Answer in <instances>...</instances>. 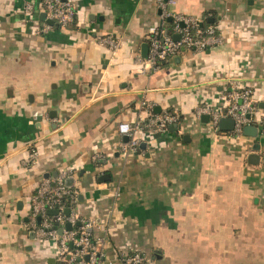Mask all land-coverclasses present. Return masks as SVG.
<instances>
[{"label": "crops", "instance_id": "crops-1", "mask_svg": "<svg viewBox=\"0 0 264 264\" xmlns=\"http://www.w3.org/2000/svg\"><path fill=\"white\" fill-rule=\"evenodd\" d=\"M74 1L75 21L41 34L42 11L28 21L25 0H0V264H64L28 226L32 196L63 171L74 213L104 239L102 264L136 250L150 264H264V0H176L169 12L223 42L158 67L139 60L149 31L178 35L158 0ZM234 84L253 91L256 136L197 113L225 111ZM166 112L179 120L125 150L120 122Z\"/></svg>", "mask_w": 264, "mask_h": 264}, {"label": "built area", "instance_id": "built-area-1", "mask_svg": "<svg viewBox=\"0 0 264 264\" xmlns=\"http://www.w3.org/2000/svg\"><path fill=\"white\" fill-rule=\"evenodd\" d=\"M176 0H158L162 10L161 18L172 17L173 32L180 35L176 39L164 27L153 28L148 33L149 52L147 57H139L144 67H158L169 57L176 55L182 48L205 50L223 42V37L217 28L210 24L201 25L197 17L186 14H173L168 11L170 4ZM42 11L45 19H51L59 26L70 25L76 18L77 7L74 0H25L24 13L28 21H34L35 14ZM36 30L37 33H46L52 25L45 20ZM102 45L115 50L119 40L113 35L98 37ZM253 91L249 87H240L234 84L227 92L228 106L225 111H215L209 105L198 107L197 113H209L214 127H217L222 116H230L234 120L233 132L241 135L246 125L255 120L256 105L252 100ZM145 104V103H144ZM179 117L171 112L162 116L141 118L135 125L123 121L119 123V131L129 137L124 144L125 150L136 152L144 137L150 133L166 131L169 124L177 122ZM264 122V114L262 116ZM155 130V131H154ZM151 131V132H150ZM150 132V133H149ZM36 153L33 151L32 156ZM68 171H63L57 178H45L37 192L32 196L28 226L41 239L54 241L58 260L65 264H102L104 259V239L93 234L97 227L95 221L78 217L73 211L75 192L67 184ZM66 199H69V203ZM69 208V214L66 209ZM57 209L56 214L49 210ZM70 223L71 228L66 224ZM123 264H150V259L143 251H133L122 257Z\"/></svg>", "mask_w": 264, "mask_h": 264}, {"label": "water", "instance_id": "water-1", "mask_svg": "<svg viewBox=\"0 0 264 264\" xmlns=\"http://www.w3.org/2000/svg\"><path fill=\"white\" fill-rule=\"evenodd\" d=\"M159 13L161 14V10L159 9ZM41 18L43 19V20H45V13H43L42 15H41ZM171 20V18H169V21ZM46 22H48V23H50L51 25H58L57 23H55L53 20H51V19H46ZM175 38L176 39H179L180 38V35H176L175 36ZM142 52H143V56L144 57H146L147 56V53H148V46L147 45H144L143 46V50H142ZM209 115H204L203 117H202V119L204 120V121H209ZM258 123H254V124H252V125H247V126H245V128H244V132H245V134H250V135H253V136H256L257 135V132H258ZM233 128H234V120H233V118H231V117H222L221 119H220V121H219V129L220 130H233ZM170 129L171 130H173V131H176L178 128H177V124H172V125H170ZM146 146V143H142V145H141V147H145ZM253 156H256V155H252V157ZM48 176H50V173H48L47 175H46V177H48ZM67 184H69V185H71L72 183H74L75 181H74V179H68L67 181ZM49 212L51 213V214H56L57 213V209H52V210H49ZM69 209L67 208L66 209V213L67 214H69ZM66 227L67 228H71V224L70 223H67L66 224ZM34 233V232H33Z\"/></svg>", "mask_w": 264, "mask_h": 264}, {"label": "trees", "instance_id": "trees-1", "mask_svg": "<svg viewBox=\"0 0 264 264\" xmlns=\"http://www.w3.org/2000/svg\"><path fill=\"white\" fill-rule=\"evenodd\" d=\"M75 19H76V18H75ZM74 21H75V20H74ZM74 21H73V22H74ZM73 22H72V23H73ZM72 23H71V24H72ZM66 200H67V202L69 203V199H66ZM64 264H65V263H64Z\"/></svg>", "mask_w": 264, "mask_h": 264}]
</instances>
